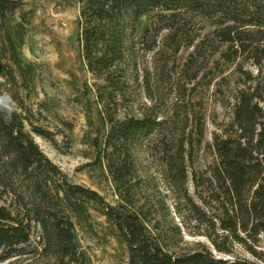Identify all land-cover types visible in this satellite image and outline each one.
<instances>
[{"label": "trees", "instance_id": "trees-1", "mask_svg": "<svg viewBox=\"0 0 264 264\" xmlns=\"http://www.w3.org/2000/svg\"><path fill=\"white\" fill-rule=\"evenodd\" d=\"M56 1L80 8L83 144L116 202L35 144L69 149L21 93L31 14L0 0V264H88L77 231L92 233L91 212L127 264H264V0ZM211 88L226 120L206 143Z\"/></svg>", "mask_w": 264, "mask_h": 264}, {"label": "rangeland", "instance_id": "rangeland-1", "mask_svg": "<svg viewBox=\"0 0 264 264\" xmlns=\"http://www.w3.org/2000/svg\"><path fill=\"white\" fill-rule=\"evenodd\" d=\"M22 12H30L19 59L24 66H31L32 81L25 95L27 104L40 114V126L56 133L55 140L64 151L60 153L52 146L34 137L33 140L42 154L71 184L83 186L99 194L110 206H115L113 187L104 170L93 167L94 154L83 144L85 136L90 135L82 105L85 94L83 84L88 81L77 53L76 23L79 6L64 5L56 0H21ZM149 62V61H148ZM149 67V66H148ZM211 88L205 106V138L211 141L215 131L212 121L226 120V113L217 104ZM81 102V103H80ZM65 124V125H64ZM67 128H71L68 131ZM199 163V168L202 167ZM92 233L77 231L80 251L88 264H127L126 253L110 236V229L104 219L91 212ZM187 241L201 239L185 238Z\"/></svg>", "mask_w": 264, "mask_h": 264}, {"label": "clouds", "instance_id": "clouds-1", "mask_svg": "<svg viewBox=\"0 0 264 264\" xmlns=\"http://www.w3.org/2000/svg\"><path fill=\"white\" fill-rule=\"evenodd\" d=\"M7 111V113L9 114V116L11 115L12 112V108L9 107L8 105L3 103V100H0V110H5Z\"/></svg>", "mask_w": 264, "mask_h": 264}]
</instances>
